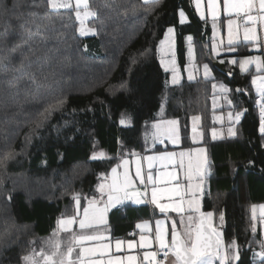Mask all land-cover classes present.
<instances>
[{
    "label": "trees",
    "instance_id": "trees-1",
    "mask_svg": "<svg viewBox=\"0 0 264 264\" xmlns=\"http://www.w3.org/2000/svg\"><path fill=\"white\" fill-rule=\"evenodd\" d=\"M89 3L94 10L101 5L88 22L97 31L82 37L74 11L51 10L47 0H0V160L6 165L0 168V264H22L23 255L39 249L57 219L73 214L74 195L80 194L86 206L83 197L91 198L122 151L130 159L129 150L141 155L172 150H152L151 140L145 145V130L152 123L178 120L181 148L193 147V115L202 117L211 170L202 210L215 213L225 242L238 241L235 264H260L254 260L263 240L259 219L257 231H251L252 205L258 209L264 204V136L251 85L256 73L254 68L241 72L231 61L264 56L262 48L241 44L229 52L226 47L214 58L211 23L199 19L194 0H160L154 8L142 0ZM30 13H37L35 24L27 22ZM169 27L176 29L182 45L184 34H191L195 63H209L221 77L171 85L159 53ZM217 81L232 90L234 108L213 109L211 84ZM60 97L65 98L62 105L46 118L40 115ZM244 108L235 137L211 140L215 113ZM121 114L131 123L122 125ZM100 152L106 158H92ZM8 153L12 156L5 160ZM136 214L130 211L124 220L130 222ZM120 218L112 223L123 222Z\"/></svg>",
    "mask_w": 264,
    "mask_h": 264
},
{
    "label": "snow or ice",
    "instance_id": "snow-or-ice-1",
    "mask_svg": "<svg viewBox=\"0 0 264 264\" xmlns=\"http://www.w3.org/2000/svg\"><path fill=\"white\" fill-rule=\"evenodd\" d=\"M160 0H142V5H151L153 8ZM195 11L199 14L201 21H206L207 15L211 18L213 37H216L218 26L223 23L221 13L226 18L227 50L235 52L241 44L252 45L255 48H264V40L257 34V25L264 26V0H194ZM101 5L94 10L89 0H47V8L51 10L74 11L75 18L79 21L81 35L86 32L95 33L97 30L85 29V20L98 15ZM107 7V5H103ZM8 9L4 12L7 13ZM151 11V9H149ZM22 15V14H21ZM31 19L28 23L35 24L37 13H30ZM179 15L181 22L185 17L183 10ZM21 18L20 16L17 17ZM39 28V25H37ZM241 28L243 32L241 34ZM174 29L169 27L164 39L160 40V51L170 59L161 58V64L165 71H171L172 83L180 84L181 77L177 72L175 52L173 51L172 33ZM30 35V33H29ZM189 41L188 56L192 63V70L188 72V81L196 79L195 72L199 66L195 63L192 37ZM223 40L220 41V44ZM166 46V47H165ZM219 45L213 42L211 51L219 55ZM3 59H9L7 56ZM223 63V61H221ZM233 65L238 63L241 72H248L250 66H254L255 75L252 76L251 85L255 88L258 99L255 101L259 108V131L264 136V56H245L239 61L233 59ZM23 67V62H21ZM7 69V65H4ZM202 78L204 81H214L212 69L209 63L202 65ZM14 71H17L14 69ZM230 75V73H229ZM213 98L212 105L215 110L216 100L219 96L228 105L233 106L230 98L231 89L222 82L211 84ZM238 93H247V89L237 88ZM65 98L60 97L54 103H49L41 116L47 115L64 103ZM247 112L244 108L240 111H230L228 120L239 123L242 115ZM214 122L223 121L222 116H214ZM202 117L193 115L191 117V141L193 144L200 142L203 132L198 130ZM120 123L130 124L131 120L121 114ZM39 126V124H37ZM216 128H212L213 140L218 138ZM228 135L235 136L232 127L228 128ZM145 145L151 140L153 146L157 143L164 144L166 141L173 146H179L182 142L179 121L176 119H160L151 124V130H145ZM145 151H151L145 148ZM128 156L135 157V175L130 171L131 161L123 158L115 166L111 167L110 174H103L96 186L91 198L83 197L87 201L82 205L80 194L73 196L75 208L72 215H62L57 219L56 227L52 233L41 238V247H33L31 251L22 256V264H137L135 255L111 256L112 244L106 235L107 213L110 209L131 201L136 205L150 204L154 206L164 217L175 214L170 220L157 219L155 221L154 236L148 222L138 223L136 228L140 230L139 242L128 240L129 250L139 247L145 249L140 264H235L239 259V243L233 239L225 242L222 232L214 223L215 213L203 211L201 198L204 194V181L207 174L208 158L206 149L203 147H188L177 151H157L153 154L141 155L129 150ZM12 153H8L5 160ZM93 159L106 158L105 153H94ZM145 162L147 171H145ZM251 163V162H250ZM6 167L4 161L0 160V168ZM182 174V175H181ZM264 224V204L259 205V217H257V206L251 208V231H257L256 222ZM221 224L224 215L219 216ZM75 226V227H74ZM35 245V241L30 242ZM124 240H115V250L120 252ZM153 245H155L154 250ZM260 251L254 256L259 257L260 264H264V240L259 243Z\"/></svg>",
    "mask_w": 264,
    "mask_h": 264
},
{
    "label": "crops",
    "instance_id": "crops-1",
    "mask_svg": "<svg viewBox=\"0 0 264 264\" xmlns=\"http://www.w3.org/2000/svg\"><path fill=\"white\" fill-rule=\"evenodd\" d=\"M205 4H206V0H205ZM205 12H206V20L211 23V18H210V16L207 15L206 9H205ZM198 16H199V14H198ZM221 20L223 21V23L218 26V31H219V34H220L221 37H223L224 39H227L226 18L223 16V13H221ZM242 32H243V29L241 28V34H242ZM212 33H213V31H212ZM257 34L262 40H264V26L257 25ZM191 44H192V47H193V40H192ZM223 48H225V47H223ZM223 48H221V51L219 52V56L221 54L225 53V50H223ZM193 49H194V47H193ZM256 49L259 50L260 48L259 49L256 48ZM194 56H195V54H194ZM250 68H254V66H250ZM254 70H255V68H254ZM194 74H196V72ZM230 98L233 101V105H234V98H233V95L231 93H230ZM223 108L232 109L234 107L228 105L223 99H220L219 96H218V98L216 100L215 109L216 110H220V109H223ZM230 111L234 112L235 110L226 111L224 109V111H219V112H217V113H215L213 115V118H214V116H222L223 117V121L222 122L221 121L214 122V119H213V122H214V124L216 126L215 128L217 129V132L219 133L218 138L216 140H222V139H225L227 137L228 138L235 137L239 133L238 126L240 125V123H241V121L243 119V115H242L239 123H235L234 121H229L228 120V113ZM229 127H232L233 130L236 132L235 136H229L228 135V128ZM198 130L202 131L203 134H204V131L202 129V120L200 122V128ZM180 131H181V129H180ZM190 138H191V133H190ZM210 138H211V140H213L212 136H211V133H210ZM216 140H213V141H216ZM204 141H205V135H203V138H202V140L200 142H198L196 144H193L194 145L193 148H196V147L205 148L206 149V155H207V158H208V149L204 145ZM181 146H182V142H181V144L179 146H173L167 141L164 144L157 143V144H155L153 146V144L151 142V149L152 150H154L157 147H160V148L170 147V148H173V149L172 150H167V151H177V152H179L181 150H184L183 148H181ZM149 154H153V153H149ZM129 160L131 161L130 171H131V174L134 176L135 175V157L130 158ZM144 167H145V171H147L146 162H145ZM210 171L211 170H210V164H209V158H208L207 174H206L205 181H204V194H203V196L201 198V207H202V209H203V198H204V195L209 191L208 177L210 176ZM119 206H123V207L121 209H118ZM136 210H137V214L135 215V217L133 219L130 217V222H127L126 220H124V219H126L125 217L130 211H136ZM257 215L259 216V207L257 209ZM117 216H121L120 219L123 222L119 223V222H114L113 221V223H112V219L113 218H117ZM106 218H107L108 224H107V231H106L105 234L109 236L110 242L112 244L110 255L111 256H122V257H126L128 255H135L138 258L137 264H140V262L142 261L143 253H144L145 249H140L139 247H136L134 249L129 250L128 247H127V243H126L128 240H135L137 242V244H138L140 230L136 228V225L138 223L148 222L150 227L152 228V233L150 235L154 236L155 221L157 219H167V220H169V232H170V220H171V218H175V214H170V216L166 218L162 214H160L158 212V210H155L154 206H152L150 204L136 205V204L132 203L131 201H127V202H125L122 205H118L117 207L110 209L109 212L107 213V217ZM135 220H137V221H135ZM261 228H262V237H263V240H264V224H262V223H261ZM116 239H121V240L125 241V244L122 246V250L120 252H116V250H115V240ZM154 249H155V245H153V249H148V250H154ZM259 251L260 250H258V252ZM254 260H255V262H260L259 261V257H256V256H254Z\"/></svg>",
    "mask_w": 264,
    "mask_h": 264
},
{
    "label": "rangeland",
    "instance_id": "rangeland-1",
    "mask_svg": "<svg viewBox=\"0 0 264 264\" xmlns=\"http://www.w3.org/2000/svg\"><path fill=\"white\" fill-rule=\"evenodd\" d=\"M73 3H74V0H73ZM59 11H64V9H59ZM93 17L91 18H88L85 20V23H84V27L85 29H92L91 27H89L88 25V22L92 19ZM187 17L185 16L183 18V22H187ZM79 22V21H78ZM80 24V23H79ZM81 27V25H80ZM80 29V28H79ZM174 29V28H173ZM79 34H80V31H79ZM94 33L93 32H86L85 35H81L82 37H90L92 36ZM188 36H191V34H184V38H183V45L180 44V37H179V34L178 32L176 31V29H174L173 33H172V39H173V51L175 52V59H176V68H177V72L178 74L180 75L181 77V83L184 82V81H188L187 77H188V72L192 70V63L190 62L189 60V56H188V47H189V41L187 39ZM193 38V37H192ZM193 40V39H192ZM223 40V43L220 44V41ZM192 42V41H191ZM213 42H216L219 47L217 48V51L218 53L221 51V48L225 47L226 48V44H227V39H224L223 37L220 36L219 34V31L217 32V35L216 37H213V33L211 35V44H210V51H211V47H212V44ZM161 47V46H160ZM166 47V46H165ZM186 50V53H185V57L182 56L180 54V51L182 50ZM224 49V48H223ZM259 49V48H258ZM224 52V51H223ZM160 58H162V56H164V54L160 51ZM211 55L216 58L218 57L219 55H216V53H213L211 51ZM164 58L167 60V59H170V56H164ZM163 68L165 69L164 65H162ZM211 69H212V75L215 77V79H218L221 77L220 75V71H218L217 69H215L213 66H211ZM250 69V68H249ZM170 73L171 77H170V84L171 85H178V84H173L172 83V73L171 71H167ZM202 72H203V69H202V66H199V71L196 72L195 76L196 78H200L203 80L202 78ZM220 82V81H218Z\"/></svg>",
    "mask_w": 264,
    "mask_h": 264
},
{
    "label": "built area",
    "instance_id": "built-area-1",
    "mask_svg": "<svg viewBox=\"0 0 264 264\" xmlns=\"http://www.w3.org/2000/svg\"><path fill=\"white\" fill-rule=\"evenodd\" d=\"M262 51L264 52V48H262ZM258 99L257 95L255 97V101ZM255 109L257 111L258 121H259V108L255 104ZM260 123V122H259ZM123 206H119L118 209H121Z\"/></svg>",
    "mask_w": 264,
    "mask_h": 264
}]
</instances>
